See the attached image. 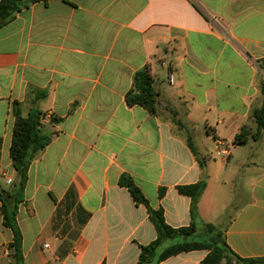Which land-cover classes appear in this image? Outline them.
<instances>
[{
    "label": "crops",
    "instance_id": "0c3cea01",
    "mask_svg": "<svg viewBox=\"0 0 264 264\" xmlns=\"http://www.w3.org/2000/svg\"><path fill=\"white\" fill-rule=\"evenodd\" d=\"M145 66L156 80V113L126 103ZM263 79L264 0H47L17 13L0 27V175L17 178L16 101L25 115L43 110L53 134L18 209L24 264H137L158 232L146 205L120 184L123 174L173 227L192 220V198L178 187L205 178L199 232L216 222L211 160L264 165V131L253 138L252 118ZM245 127L248 142L235 144ZM251 178L223 228L245 258L264 256V170ZM13 238L0 202V264H17ZM207 254L185 251L160 264H209Z\"/></svg>",
    "mask_w": 264,
    "mask_h": 264
},
{
    "label": "trees",
    "instance_id": "16d2710c",
    "mask_svg": "<svg viewBox=\"0 0 264 264\" xmlns=\"http://www.w3.org/2000/svg\"><path fill=\"white\" fill-rule=\"evenodd\" d=\"M39 1L47 0H0V27L13 19L24 8L30 7ZM156 80L148 66L135 72L133 84L126 94L128 106L140 105L152 113L157 112L158 92L155 89ZM261 92L264 98V79L261 81ZM42 94L41 96H45ZM41 96H38L40 98ZM15 123L10 145V156L17 178L8 187L0 186V202L3 223L13 232L11 246L17 264H24L23 235L18 223L17 214L20 204L25 200V189L28 181V172L37 154L52 141L53 134L47 132L44 120L46 113L37 106H32L29 112L23 114L19 102L14 104ZM252 118L256 123V132L253 138H260L264 131V99L259 107L252 111ZM53 117L52 122L61 120ZM177 125L182 123L173 119ZM249 129L245 127L234 139L235 144H245L249 140ZM190 147L197 154L196 149L189 140ZM3 139L0 137V161L2 155ZM202 163V162H201ZM203 164V163H202ZM122 186L128 187L137 203H143L148 208L150 218L157 228L156 239L146 245H141V252L137 264H160L170 256L185 251L208 250L204 261L209 264H264V256L245 258L235 253L229 246L224 231L218 229L214 223L205 222L202 232H199L200 215L198 203L207 187L206 179L193 184L180 185V193L192 198L191 223L188 226L173 227L166 222L163 209H155L150 205L140 187L133 177L123 174L120 179ZM163 194V190L160 191ZM196 236H206L197 239Z\"/></svg>",
    "mask_w": 264,
    "mask_h": 264
},
{
    "label": "rangeland",
    "instance_id": "374dc122",
    "mask_svg": "<svg viewBox=\"0 0 264 264\" xmlns=\"http://www.w3.org/2000/svg\"><path fill=\"white\" fill-rule=\"evenodd\" d=\"M213 152L215 154V151ZM243 152H239L241 158ZM254 159L255 157H251L250 160L253 161ZM211 161L213 185L215 186L214 195L216 196L213 216L218 218L216 222L214 221V224L223 231L224 226L234 215L237 208L249 196L251 173L254 170H264V165L256 166L247 163L236 167L232 159L225 164L220 157H214ZM9 185L10 183L7 182L6 178L0 175V186L8 187ZM196 238L204 239L206 236H196Z\"/></svg>",
    "mask_w": 264,
    "mask_h": 264
},
{
    "label": "built area",
    "instance_id": "2783aa9c",
    "mask_svg": "<svg viewBox=\"0 0 264 264\" xmlns=\"http://www.w3.org/2000/svg\"><path fill=\"white\" fill-rule=\"evenodd\" d=\"M194 1H198V0H194ZM174 79H175L174 75L171 74L170 75V82L173 83L174 82ZM12 181H13V179L11 177H8L7 182L8 183H11ZM45 246L48 247L49 245L48 244H45Z\"/></svg>",
    "mask_w": 264,
    "mask_h": 264
}]
</instances>
